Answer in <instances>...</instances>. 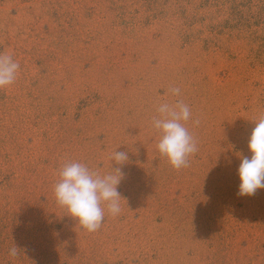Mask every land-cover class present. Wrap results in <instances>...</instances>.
Returning a JSON list of instances; mask_svg holds the SVG:
<instances>
[{
    "label": "rangeland",
    "instance_id": "obj_1",
    "mask_svg": "<svg viewBox=\"0 0 264 264\" xmlns=\"http://www.w3.org/2000/svg\"><path fill=\"white\" fill-rule=\"evenodd\" d=\"M2 55L19 70L0 88V264H264V190L237 194L264 116V0H0ZM164 103L191 112L180 169L156 147ZM71 162L123 173L95 232L56 201Z\"/></svg>",
    "mask_w": 264,
    "mask_h": 264
},
{
    "label": "clouds",
    "instance_id": "obj_2",
    "mask_svg": "<svg viewBox=\"0 0 264 264\" xmlns=\"http://www.w3.org/2000/svg\"><path fill=\"white\" fill-rule=\"evenodd\" d=\"M19 64L11 56H0V88L14 83ZM179 94V89H172ZM159 117L153 120V127L159 133L156 145L160 156L165 157L174 169L187 164L188 157L196 151V144L183 122L191 116L190 109L183 103L171 106L167 103L158 108ZM250 156L239 153L237 169L239 197H252L264 190V116L254 122V128L247 144ZM126 152L114 153L116 165L127 162ZM123 179L119 167L109 174L99 175L83 163H66L59 171V180L54 188L57 203L66 208L69 216L88 232L97 231L105 217V211L116 215L120 212V200H124L117 191ZM18 249L14 246L10 254L15 256Z\"/></svg>",
    "mask_w": 264,
    "mask_h": 264
}]
</instances>
